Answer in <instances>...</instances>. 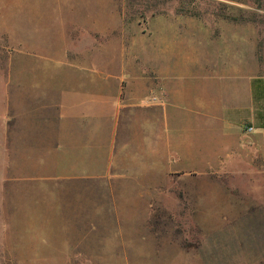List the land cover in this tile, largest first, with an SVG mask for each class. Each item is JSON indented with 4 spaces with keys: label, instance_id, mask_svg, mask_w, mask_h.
<instances>
[{
    "label": "rangeland",
    "instance_id": "1",
    "mask_svg": "<svg viewBox=\"0 0 264 264\" xmlns=\"http://www.w3.org/2000/svg\"><path fill=\"white\" fill-rule=\"evenodd\" d=\"M160 19L207 35L225 23L251 24L264 52V0H0V264H264V165L243 163L227 174L149 159L188 134L201 148L208 145L205 124L197 134V122L180 126L171 116L165 145L164 131L143 124L155 119L150 113L110 111L100 118L102 132L79 114L72 123L82 129L81 144L67 148L76 163L71 177L49 158L47 133L37 125L48 124L52 96L23 81L68 69L42 60L44 51L25 43H56L59 33L71 43L81 28L102 31L104 42L117 37L121 67H105L112 53L103 50L96 71L120 67L121 76L143 75L144 45L150 50L161 40L155 35L144 44L143 38ZM83 31L78 39H85ZM177 38L176 51L199 49L186 35ZM83 56L75 64L81 75ZM59 60L70 64L65 56ZM249 70L242 71L247 94L264 102V74ZM83 99L85 108L89 97ZM207 153L194 165L203 168Z\"/></svg>",
    "mask_w": 264,
    "mask_h": 264
},
{
    "label": "crops",
    "instance_id": "2",
    "mask_svg": "<svg viewBox=\"0 0 264 264\" xmlns=\"http://www.w3.org/2000/svg\"><path fill=\"white\" fill-rule=\"evenodd\" d=\"M162 20L144 35V44L155 35L161 40L150 50L144 45L143 75H120L118 57L121 52L117 37L114 38L112 34L104 42L102 31L81 28L70 36L71 43L64 33H59L56 43L49 45L41 42L36 45L34 41L25 43L27 50L44 51L40 55L42 60L50 61L55 67L68 69L63 76L31 77L23 81L28 89L52 96L48 102V124L40 120L37 126L39 132L47 133V147L51 149L49 158L53 156V162L58 167L62 166L66 178L71 177L73 173L70 169L72 164H76L69 161L67 148L69 145L79 147L82 138V129L77 128L72 120L79 114H86L94 123V131L102 132L104 127L100 118L110 111L120 110L124 116L138 110L154 115L155 119L149 118L143 124L152 127L154 122L161 133L164 131L165 145L168 143L171 116L180 126L190 124L192 120L197 122V134L203 129L201 125L207 126L209 142L203 148L198 138L195 140L192 134H188L181 136L171 147L154 150L149 159L161 165L165 163L167 168L169 164L183 162L189 163L193 169H213L229 174L243 163L254 165L258 161L264 165V102L257 103L252 95L247 94V79L242 75L246 68L251 73L264 74L263 37L258 36L256 28L247 23H225L224 27L213 29L207 35L200 33L199 29H183L182 23L178 21L168 23ZM80 30H84L86 36L83 40L77 38ZM169 35L172 36L170 39ZM183 35L201 50H195L194 47L188 54L176 51L175 48L179 46L177 43L182 42L177 37ZM109 40L111 43H108ZM103 50L112 53L105 67L113 62L120 66L117 71L104 74L102 67L100 72L96 71L97 52ZM83 54L90 63H85L86 69L82 70L81 75L76 72L75 64L83 63L80 61L84 58ZM64 56L70 61L66 66L59 60ZM190 69L196 71L191 72ZM85 96L89 97L85 107L87 110L83 106ZM259 107L261 110L257 109ZM246 127H250V130H246ZM194 145L200 149L197 155L192 153ZM218 146L223 149L222 152L220 148V151L216 149ZM201 151L208 152V155H202L205 159L203 168L194 165L200 162L198 156ZM207 156L209 162L206 161ZM82 163H78L79 167ZM136 165L140 164H121L123 168H134ZM108 185L113 186L111 178Z\"/></svg>",
    "mask_w": 264,
    "mask_h": 264
},
{
    "label": "built area",
    "instance_id": "3",
    "mask_svg": "<svg viewBox=\"0 0 264 264\" xmlns=\"http://www.w3.org/2000/svg\"><path fill=\"white\" fill-rule=\"evenodd\" d=\"M245 129H246V130H250V127H246Z\"/></svg>",
    "mask_w": 264,
    "mask_h": 264
}]
</instances>
